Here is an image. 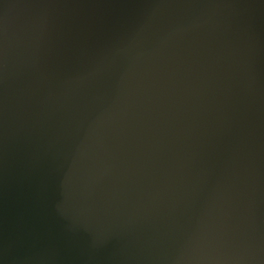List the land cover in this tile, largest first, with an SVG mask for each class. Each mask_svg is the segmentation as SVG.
<instances>
[{"label": "water", "instance_id": "water-1", "mask_svg": "<svg viewBox=\"0 0 264 264\" xmlns=\"http://www.w3.org/2000/svg\"><path fill=\"white\" fill-rule=\"evenodd\" d=\"M0 264H264V0H0Z\"/></svg>", "mask_w": 264, "mask_h": 264}]
</instances>
